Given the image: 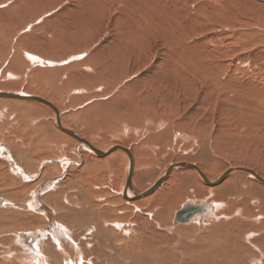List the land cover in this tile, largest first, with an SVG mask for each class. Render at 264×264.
Listing matches in <instances>:
<instances>
[{"label": "rangeland", "instance_id": "1", "mask_svg": "<svg viewBox=\"0 0 264 264\" xmlns=\"http://www.w3.org/2000/svg\"><path fill=\"white\" fill-rule=\"evenodd\" d=\"M109 1L0 0V89L52 99L64 122L95 144L129 147L138 192L154 184L171 164L181 162L197 164L213 181L238 166L264 177V0H153L151 13L143 1L127 0L122 7ZM105 8L108 11L101 13ZM143 14L152 24L144 32L140 30L145 27ZM134 33L149 37L134 41ZM22 113L16 111L15 122ZM29 116H22L29 130L21 124L18 129L9 126L0 143L23 144L24 153L30 150L29 157L36 162L38 153L45 157L48 149L57 146L50 142L41 146L42 134L31 135L28 128L35 121L52 122L51 115ZM124 156L110 158L103 167L97 161L107 182L104 188L110 190L108 199L117 195L126 174ZM6 167L0 177L3 189L11 183V168ZM177 170L171 176L175 188H170L168 197L160 196L163 208L168 203L173 211L180 210L189 200L222 203L227 217L220 221H226L229 233H257L255 238L264 243L263 185L247 173H238L212 193L195 172ZM73 175L77 181L86 179L85 173ZM232 185L231 191L227 187ZM8 186L7 192L17 189ZM35 187L23 191V201ZM137 202L133 207L141 215L154 204Z\"/></svg>", "mask_w": 264, "mask_h": 264}, {"label": "bare ground", "instance_id": "2", "mask_svg": "<svg viewBox=\"0 0 264 264\" xmlns=\"http://www.w3.org/2000/svg\"><path fill=\"white\" fill-rule=\"evenodd\" d=\"M112 1L118 3L117 5L122 7V3H125L127 0ZM132 1H143V6L147 5L149 12L151 11V7H153V0ZM114 4L112 3V5ZM173 7L176 6L174 5ZM102 8L103 6H100V9ZM44 11L48 12V10ZM103 11L107 12L108 10L105 8L100 12L102 13ZM140 12L143 11L141 10ZM144 15L146 14H143L141 20L145 22V27L140 29L143 32L148 31L147 28L149 27L147 26L152 27V24L147 20V16ZM61 27L65 26L62 25ZM136 27L138 26H135V28ZM135 30H139V28ZM133 36L134 41H139L143 36H145V38L149 37V35H141L138 33H134ZM135 36H137V38H135ZM28 55L33 59L34 56H32V54ZM212 66H215V64ZM187 76L188 75H186V77ZM193 78L191 79L193 80ZM50 81L51 80L47 79V84H52V82L49 83ZM7 91L8 90L0 89V96H3L0 97V120L2 118L4 119V114L6 116L4 122H2L3 119L0 121V135L1 133L4 134V130L9 128V126H15V128H17L16 125L18 126L21 124V126L19 125L20 128L23 126L26 127L23 122L25 119L23 118L29 115L32 116V114H35L36 118H41L45 114H50L52 122H46L44 120L42 122L35 121L32 126L29 125L28 128L31 127V132L29 131L31 135L33 133L42 134L43 140L40 142L41 146L44 142H50L53 146L57 147L48 149L46 154L43 155L45 157H41L42 155H38L39 153L37 152L38 154H36L38 156L35 155L36 158L38 157L39 161L32 162V159L29 157L32 153L30 150V153L29 151L24 153L22 150L23 144L18 145L16 142L11 144L10 142L12 141L8 142V140H6L8 138L7 136V138L5 137V140L8 142H6V146L0 143V177L5 174L2 171L3 168L10 165V173L7 172V174H10L11 183L6 184L7 186L5 187H9L8 185H15L17 188L7 192L6 188L3 189V186H0L2 187L0 189V264H264V243H261L262 239H258L259 237L255 238L257 237V233L252 235L249 232L245 234L242 232L237 234L236 231L229 233L227 231L228 224L226 221L223 224L222 221H220L222 218L227 217L222 213L225 208L222 203L215 202L208 204V200H189L183 205H179L181 209L189 202L204 206L211 205L208 207L210 210L208 213L204 215L201 214L189 222H184V224L176 220V215L181 209L173 211V208L170 206L168 207V203L166 204L167 209L163 208L165 204L162 203V199H164V197L161 199L160 196L168 197L170 188H175L176 186V183H173V180H171V176L178 167H174L170 171L169 168L179 163L171 164L170 167L166 169V172L164 171L161 173L160 178L158 177L154 184L138 192L135 189L134 181L133 159L135 158H133L134 155L129 147L114 145L103 148L95 144L92 139L90 140L84 134L71 128L72 126H70V124L68 125L64 122L62 113L60 112L62 110H59L52 99H46L44 96L25 92H21L20 94ZM11 94L16 96H11ZM137 95L138 94H136V96ZM12 98H19L20 100ZM36 99L50 103L57 110L58 114L51 106L46 103H41ZM16 106H22L24 109L18 110ZM16 111L23 112V118L18 114V121L21 120V122H15L14 114ZM25 130L29 129L26 127ZM13 131L12 133L15 134L18 132L17 130L16 132ZM27 134H22L21 136L26 137L25 135ZM31 137L32 136H30V138ZM15 139L14 137L13 141ZM18 142L21 141L18 140ZM36 143L38 144V142ZM37 147L39 148V146ZM31 150L33 151L32 148ZM33 153L35 152L33 151ZM118 154L126 155L124 156V160L126 161V174H124L123 182H121V184L119 183V189L116 190L117 195L113 198L109 197L108 199L106 196L109 195L110 190L104 188V185H107L105 175L102 174L103 172L97 165L100 163L103 167L109 162L110 158ZM82 155L85 159L82 158ZM94 157L97 159H94ZM97 161H99V163H97ZM6 163L8 165H6ZM181 163L196 165L199 170L197 168L185 169L191 170L193 173L195 172L196 176L201 179L203 185L205 184L211 187L210 191L212 193L215 192L214 188L222 181L233 174L241 173L233 172L227 175L224 180L219 177L217 181H213L208 178L206 171L201 169L197 164L189 162ZM59 164L63 167L62 171L59 169ZM239 168L246 167L238 166L232 169ZM69 170L71 171L70 173ZM75 173H85L86 179L82 178L78 181L75 180L73 178V174ZM254 173L257 177L263 179V182L254 175L248 174L249 177L264 186V177L259 175L256 171H254ZM54 174L56 175L55 177L46 179ZM15 177H17L19 181H17ZM169 180L171 181L167 185ZM42 181H44L43 185L38 187L37 184ZM175 182H177V180ZM32 183L34 185H31ZM33 186L36 187L23 201V191L26 193ZM231 187L233 188V185L227 188L231 189ZM151 189L153 190L151 191ZM137 195H140V197L136 198ZM29 196L30 199H27ZM151 200L154 201V204L150 205L148 208L145 207L147 213L144 212L142 213L143 215H141V213L135 212L134 207L137 205L135 206L134 204L138 203L137 201L141 203L140 201L150 202ZM117 202H119V205ZM250 203H252V201ZM149 204H151V202ZM128 213L131 217L130 220L128 219ZM148 214H152L153 217L146 216ZM174 223L178 226H174ZM237 226L235 227L237 228ZM262 233H264V230Z\"/></svg>", "mask_w": 264, "mask_h": 264}, {"label": "water", "instance_id": "3", "mask_svg": "<svg viewBox=\"0 0 264 264\" xmlns=\"http://www.w3.org/2000/svg\"><path fill=\"white\" fill-rule=\"evenodd\" d=\"M5 95V94H3ZM7 95V94H6ZM10 95V94H9ZM11 96H16L14 94H11ZM37 101L41 102V103H46L47 105L51 106L57 113V110L48 102L46 101H40L39 99H36ZM58 114V113H57ZM129 152V151H127ZM130 155V154H129ZM132 160V157H131ZM174 167H178V168H197L196 165H189L187 163H179L176 165H173L169 168V171L171 169H173ZM198 169V168H197ZM199 170V169H198ZM200 172V171H199ZM233 172H241V173H247L249 175H254L256 176V174L254 173L253 170L248 169V168H239V169H230L229 171H227L221 178L222 180L225 179V177H227V175L233 173ZM169 173V172H168ZM204 177V176H203ZM205 178V177H204ZM257 179L261 180L263 182V179H261L260 177H257ZM206 179V178H205ZM220 180V181H222ZM153 189H151L152 191ZM149 192V191H148ZM140 197V195H137L136 198ZM209 206H204V205H198V204H193V203H187L176 215V220L179 221L180 223H184V222H189L191 221L193 218L201 215V214H206L208 213L210 210L208 208Z\"/></svg>", "mask_w": 264, "mask_h": 264}]
</instances>
